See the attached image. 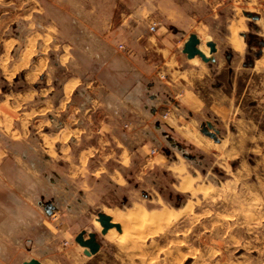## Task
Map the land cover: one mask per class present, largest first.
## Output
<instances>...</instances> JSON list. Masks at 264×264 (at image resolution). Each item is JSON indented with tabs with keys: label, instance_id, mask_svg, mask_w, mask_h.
Segmentation results:
<instances>
[{
	"label": "rangeland",
	"instance_id": "obj_1",
	"mask_svg": "<svg viewBox=\"0 0 264 264\" xmlns=\"http://www.w3.org/2000/svg\"><path fill=\"white\" fill-rule=\"evenodd\" d=\"M199 2L185 5L189 14L205 18L204 28L195 24L197 29L184 31L152 19L158 23L155 32L149 30L151 22L130 23L132 32L128 23H94L106 40L84 37L82 31L79 38L73 37L71 27L79 23L65 12L67 7L26 2L27 14L38 9L41 15L58 18L62 37L51 41L59 49L89 44L104 49L102 41H107V52L100 54L108 63L103 78L128 101L109 102L107 113H97L94 119L106 118L114 125L100 136L118 145L113 146L117 154L107 161L112 159L108 171L119 168V176L85 173L90 197L80 195L76 183L73 197L66 201L55 197L51 179L56 168L46 161L38 165L33 175L42 179L49 212L36 217V222L42 220L36 224L32 219L21 244L10 248L6 229L0 226V264L30 259L42 264H53V259L64 264H264V0H224L216 10ZM234 25L241 28L242 53L230 44ZM188 31L198 36L202 48L209 49L210 41L216 44L217 52L209 56L214 63L187 59L183 48ZM86 65L93 70V65ZM59 76L65 80L67 75ZM1 100L0 96V150L6 142L8 111ZM208 122L218 131L219 144L202 134ZM96 137L92 133L86 142L94 143ZM105 148L107 153L109 147ZM121 151L124 165L115 161ZM97 161L101 158L95 156L90 164L97 167ZM39 200L34 199L36 205ZM100 212H108L122 227L121 233L114 229L118 238L113 241L95 228ZM4 224L0 212V225ZM82 230L97 234L101 248L92 257L85 256L75 241Z\"/></svg>",
	"mask_w": 264,
	"mask_h": 264
},
{
	"label": "crops",
	"instance_id": "obj_2",
	"mask_svg": "<svg viewBox=\"0 0 264 264\" xmlns=\"http://www.w3.org/2000/svg\"><path fill=\"white\" fill-rule=\"evenodd\" d=\"M27 1L0 0V96L1 103H6L8 109L4 119L6 142L0 150V175L3 178L0 177V212L6 218V225L0 226L6 229L7 248L20 245L30 221L33 219L36 224L42 221L36 222L43 211L49 212L42 198L45 189L42 179L33 175L38 171V165L44 162L52 169L56 168L51 179L55 197L66 201L73 197L76 183L81 188L80 195L90 197L87 191L90 185L85 173L119 176V168L108 171L112 159L107 161L117 154L113 146L118 145H109L100 136L103 132L112 131L114 125L106 122V118L98 122L95 120L97 113L106 112L109 102L123 104L128 101L117 96L103 78L108 63L100 58V54L107 52V41H102L105 42V52L102 47L96 49L90 44L85 47L72 44L66 49H59V44L55 46L51 41L55 39L58 42L62 37L58 18L50 13L41 15L38 9L36 11L39 13L27 14L24 8ZM34 1L40 7H67L65 12L81 26H76L79 29L71 27L76 32L73 37L82 31L84 37L106 40V37H101L102 29L95 27L96 22H109L113 26L117 22L128 23L132 32L135 27L133 25L131 28L130 23L145 24L152 19H159L172 28L184 31L197 29V26L206 27L205 18L198 13L189 14L185 5L195 7L200 0ZM204 1L214 10L225 5L224 0ZM188 32L189 36L193 34ZM137 37L141 39L142 35ZM243 44L245 48V42ZM80 57L83 61H80ZM214 62L215 59L209 63ZM86 64L93 65V70ZM61 72L67 75L65 80L59 78ZM67 87L72 88L71 91L67 92ZM106 116L112 118L111 114ZM118 118L122 116L118 114ZM92 133L99 137L94 143L86 142ZM105 146L109 147L107 153L104 152ZM118 155L115 161L124 165V152ZM95 156L101 158V161H97V167L90 164ZM36 197L40 199L37 205L34 202ZM66 209H69L68 204ZM58 213L53 215L59 217ZM68 229L70 226L66 227L65 235ZM52 262L64 264L62 260L53 259Z\"/></svg>",
	"mask_w": 264,
	"mask_h": 264
},
{
	"label": "water",
	"instance_id": "obj_3",
	"mask_svg": "<svg viewBox=\"0 0 264 264\" xmlns=\"http://www.w3.org/2000/svg\"><path fill=\"white\" fill-rule=\"evenodd\" d=\"M249 18L253 20H258L259 17L249 14L247 15ZM200 39L197 35L192 34L189 36L188 40L186 41L183 53L187 56V59L192 60L196 57H200L201 60L205 63H209L213 61L211 57H206V55L200 50ZM207 46L210 49V56L217 52V46L214 42L210 41L207 43ZM260 54H257L256 57H259ZM213 132H212V131ZM202 134L214 140V142L218 143V131L214 129L211 123H207L206 125L202 126L201 129ZM100 226H101V234L106 235L109 230L115 229L119 233L122 232V227L118 223H114L111 216L100 212L97 215L96 219ZM76 243L84 249V255L87 257H92L96 255L100 251V243L97 240L96 233H87L85 230H82L75 238ZM22 264H42L37 259H31L30 261L23 262Z\"/></svg>",
	"mask_w": 264,
	"mask_h": 264
},
{
	"label": "bare ground",
	"instance_id": "obj_4",
	"mask_svg": "<svg viewBox=\"0 0 264 264\" xmlns=\"http://www.w3.org/2000/svg\"><path fill=\"white\" fill-rule=\"evenodd\" d=\"M231 29V28H230ZM241 28H237V27H235V25H234V27H232V29H231V46L234 48V50L236 51V52H238V53H242L243 52V50H244V42H242V39L241 38H239L238 37V31L240 30ZM200 50L206 55V57H209L210 56V50L208 49V48H205V47H200ZM28 53V52H27ZM196 59V58H195ZM193 60L195 63H197V61L196 60ZM69 86V85H68ZM71 89L72 88H70V87H67V92H69V91H71ZM196 141H197V139H196ZM184 178V177H183ZM190 181V180H189ZM182 183V182H181ZM193 186V185H192ZM189 193V192H188ZM204 193V192H203ZM110 210V209H109ZM131 210V209H130ZM133 210V209H132ZM109 212V211H108ZM108 212H105V214H107V215H109L108 214ZM129 212V211H128ZM115 213H117L116 211H115ZM130 213V212H129ZM128 213V214H129ZM123 214V213H122ZM125 214V213H124ZM127 214V215H128ZM118 215V214H117ZM116 215V216H117ZM131 215V214H130ZM147 215V214H146ZM152 215V214H151ZM174 215V214H173ZM120 215H118V217H119ZM123 215H121V218H123L122 217ZM164 216V215H163ZM133 217H135V216H133ZM139 217V216H138ZM138 217L136 218V219H138ZM114 218V217H113ZM117 218V217H116ZM132 218V217H131ZM140 218V217H139ZM97 219V218H96ZM95 219V228H97V230H101V226H100V224H99V222L97 221ZM117 219H120V218H117ZM117 219H116V221H117ZM129 219V218H128ZM124 220H125V216H124ZM124 220H122V222H124ZM127 220V219H126ZM133 220V219H132ZM138 220H140V219H138ZM121 221V220H120ZM114 223H116L115 221H113ZM128 222V221H127ZM126 222V223H127ZM130 222V221H129ZM139 222V221H138ZM121 223V222H120ZM131 227V226H130ZM113 231H114V229H111V230H109L108 231V233H107V235L105 236V237H108L110 240H112L113 241V239H116V238H118L114 233H113ZM120 236V235H119ZM119 240H121V239H119Z\"/></svg>",
	"mask_w": 264,
	"mask_h": 264
},
{
	"label": "built area",
	"instance_id": "obj_5",
	"mask_svg": "<svg viewBox=\"0 0 264 264\" xmlns=\"http://www.w3.org/2000/svg\"><path fill=\"white\" fill-rule=\"evenodd\" d=\"M157 26H158V23L156 21H151L150 26H149V30L151 32H155L157 29Z\"/></svg>",
	"mask_w": 264,
	"mask_h": 264
},
{
	"label": "flooded vegetation",
	"instance_id": "obj_6",
	"mask_svg": "<svg viewBox=\"0 0 264 264\" xmlns=\"http://www.w3.org/2000/svg\"><path fill=\"white\" fill-rule=\"evenodd\" d=\"M176 145H179V144H176ZM173 146H175V144H173ZM179 147H181V146L179 145Z\"/></svg>",
	"mask_w": 264,
	"mask_h": 264
}]
</instances>
